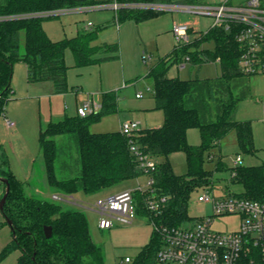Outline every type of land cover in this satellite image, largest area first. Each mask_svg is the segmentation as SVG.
<instances>
[{"label":"trees","instance_id":"1","mask_svg":"<svg viewBox=\"0 0 264 264\" xmlns=\"http://www.w3.org/2000/svg\"><path fill=\"white\" fill-rule=\"evenodd\" d=\"M122 2H176L177 0H119ZM194 2L198 0H181ZM95 0H0V16L19 15L0 20V114L13 93V63L21 60L27 67L28 82L51 81L54 93L69 91L65 51L70 48L78 66L99 63L119 57L117 42L94 44L102 26L78 31L72 37L52 39L43 27L51 16L32 15L41 11L93 4ZM163 11L152 8L123 7L115 13L121 22L133 19L142 22L159 16ZM25 48L21 50V34ZM213 41L214 48L202 47ZM241 47L232 31L211 26L198 31L194 39L177 44L165 57L150 67L147 76L153 80L155 108L162 110L164 121L158 127L140 129L129 136L121 130L92 132L90 125L102 116L118 110L116 90L102 92L101 109L87 116L78 113L49 121L39 132V146L45 158L47 179L63 196L73 198L82 191L96 193L121 181L143 175L140 159L132 149L153 156L157 168L153 172V188L157 195L169 196L160 213L146 208L147 193L135 192L137 213L146 215L152 224L181 225L193 219L188 206L191 195L209 182L215 170H229L219 156L213 170L206 161L213 160L212 150L231 131L236 133L241 151L254 153L251 120H238L235 112L239 102L251 94V74L239 64ZM190 61L202 64L218 61L221 73L216 77H171L173 63ZM198 127L199 144L188 141V129ZM184 151L187 171L177 174L169 155ZM69 172L59 176L56 164ZM234 183L244 187L242 194L253 199L264 198V162L259 165L238 166ZM0 176L8 178L10 191L2 210L12 221V239L0 252V260L15 248L21 253L17 264H104V253L92 238L85 213L64 208L60 203L34 195L25 190V183L8 168L0 165ZM1 182V181H0ZM3 184L2 198L6 184ZM52 226L47 237L45 226ZM161 235L153 228L150 240L133 264H157Z\"/></svg>","mask_w":264,"mask_h":264},{"label":"rangeland","instance_id":"2","mask_svg":"<svg viewBox=\"0 0 264 264\" xmlns=\"http://www.w3.org/2000/svg\"><path fill=\"white\" fill-rule=\"evenodd\" d=\"M98 4H109L113 0H95ZM181 1V0H177ZM214 1V0H208ZM89 5H76L74 8L89 7ZM72 8V7H71ZM116 11L111 7L92 9H70L59 15L46 18L43 27L54 40L72 37L83 29H96L99 26L97 41L117 42L120 47L119 57L99 63L78 66L75 63L73 51L67 48L65 61L68 66L67 79L69 91L54 93L51 81L27 80L26 65L21 60L13 63L12 87L13 93L5 103L6 115L18 122L19 131L15 127L6 125L4 114H0V165L10 169L15 176L25 183L28 194L36 197L56 201L64 208L79 209L85 213L89 223V230L93 240L102 247L104 264H133L138 254L150 240L153 224L144 214H137L132 223L115 221L110 228H100L98 221L100 215L92 205L95 201L109 194L123 189H133L139 184L146 185L145 175L127 179L105 188L96 193L82 191L73 195L72 202L55 199L53 193H59L51 186L47 179L45 158L39 146V132L49 121H58L65 115L77 114L78 108L87 98L94 97L100 102L101 93L116 90L118 93V110L102 116L99 121L90 125L92 132H106L120 130L122 123L127 121L138 122L139 128L148 127L152 120L161 119V110L154 109L153 80L147 76L151 66L160 58L165 57L178 44V38L172 28L176 22H190L192 41L198 31H207L213 23L210 15H200L192 12L167 10L159 16L142 22L126 19L118 22L115 19ZM89 25L88 28L86 26ZM105 26V27H104ZM121 29V30H120ZM202 47L214 48V42L208 41ZM25 48V34H21V50ZM145 58L147 62H145ZM221 73L218 61L186 62L185 66L173 63L168 75L183 79L190 77H216ZM263 83H262V82ZM251 94L242 99L235 112L238 120H251L254 134V153L240 150L236 133L231 131L221 141L218 147L212 150L213 160L206 161L208 169L214 168L220 156L228 169L235 165L238 154L242 156V165H259L264 162V76L252 75ZM148 87L150 89L148 90ZM141 92L142 97L136 93ZM188 140L192 144L201 142L198 127H191L187 132ZM169 159L177 174L187 171V160L184 151H174ZM59 176L69 175L68 171L61 170L57 163ZM241 166V165H238ZM219 187H226L233 192L244 190L241 183H231L230 171L221 170L214 174ZM3 184L0 182V194ZM201 189L196 190L189 200L188 211L192 217H202L210 214L208 203L197 200ZM189 221V220H188ZM240 216L225 215L215 223L218 230H233L239 225ZM12 239V229L0 209V252ZM21 251L15 248L6 254L0 264H17ZM126 257L130 261H126Z\"/></svg>","mask_w":264,"mask_h":264},{"label":"built area","instance_id":"3","mask_svg":"<svg viewBox=\"0 0 264 264\" xmlns=\"http://www.w3.org/2000/svg\"><path fill=\"white\" fill-rule=\"evenodd\" d=\"M85 7H67L41 11L32 15L54 16L70 9H92L111 7L116 13L123 7L152 8L155 10L192 12L213 17V27H223L232 31L234 38L241 47L239 64L241 69L251 75H264V0H198L194 2H122L113 0L109 4H98ZM19 15H3L2 19H12ZM89 23L86 28L89 27ZM179 44L190 41L191 23L176 22L172 28ZM186 61H190L186 57ZM145 62L147 59L145 58ZM150 87H148V90ZM142 93H137V97ZM101 109V102L89 99L78 108V114L87 116ZM6 125L16 127V121L3 112ZM126 135H133L140 130L138 122L122 123L121 129ZM140 159L143 175L147 177L146 185L139 184L133 189L102 196L92 205L100 215V228H110L115 221L132 223L137 216L135 192L147 193L146 208L160 213L166 205L169 196L157 195L153 185V172L157 168L155 158L144 154L135 146L132 147ZM242 165V156L238 154L235 165L229 169L228 185L237 176V167ZM218 170L214 171V174ZM221 171V170H219ZM226 171V170H225ZM198 194L199 202L208 203L211 212L207 216L194 217L181 225L153 223L161 235L157 264H264V198L253 199L226 187H219L218 180L213 175L209 182L202 185ZM53 198L72 202V198L55 193ZM75 202V201H74ZM72 202V203H74ZM240 216L239 225L233 230H218L215 223L225 215ZM126 261H130L126 257Z\"/></svg>","mask_w":264,"mask_h":264},{"label":"water","instance_id":"4","mask_svg":"<svg viewBox=\"0 0 264 264\" xmlns=\"http://www.w3.org/2000/svg\"><path fill=\"white\" fill-rule=\"evenodd\" d=\"M0 181L1 182H4L6 184L5 192H4L3 196H2V198L0 199V209L3 210L5 201L7 199V196L9 194V191H10V182H9L8 178H6L4 176H0ZM6 220H7L8 224L10 226H12L11 219L7 218ZM44 232H45V235L47 237L51 236V234H52V226H50V225L45 226L44 227Z\"/></svg>","mask_w":264,"mask_h":264},{"label":"crops","instance_id":"5","mask_svg":"<svg viewBox=\"0 0 264 264\" xmlns=\"http://www.w3.org/2000/svg\"><path fill=\"white\" fill-rule=\"evenodd\" d=\"M85 5H89V4H85ZM153 19V18H152ZM146 21V20H145ZM105 27V26H104ZM103 28V27H102ZM84 30V29H83ZM121 30V29H120ZM95 41H97V39L95 40ZM94 41V42H95ZM93 42V43H94ZM101 43H103V42H99V43H94V44H101ZM186 62H188V61H186ZM186 62H182V63H180V66H185V64H186ZM26 65V64H25ZM26 70H27V67H26ZM261 77H263L264 75H260ZM262 82V81H261ZM29 83H32V82H29ZM263 83V82H262ZM139 93V92H138ZM143 95V94H142ZM136 96H137V93H136ZM101 97H102V93H101ZM139 97H142V96H139ZM154 98V97H153ZM86 99L87 100H89V99H93V100H95L94 99V97H90V98H87L86 97ZM86 100V101H87ZM95 101H97V100H95ZM98 102V101H97ZM100 102H101V98H100ZM154 109H156L155 108V99H154V107H153ZM159 110V109H158ZM162 111V110H161ZM162 113H163V111H162ZM163 121H164V113H163V116L161 117V119H154V120H152V121H150L151 122V124L148 126V127H158V126H160V125H162V123H163ZM18 127V122L16 121V127H15V131H19V129L17 128ZM148 127H146V128H148ZM41 129V128H40ZM114 131H116V130H114ZM189 141V140H188ZM192 144V143H191ZM121 191V190H120ZM118 192V191H117ZM53 194H55V193H53ZM69 203H71L72 204V202H70V201H68Z\"/></svg>","mask_w":264,"mask_h":264}]
</instances>
